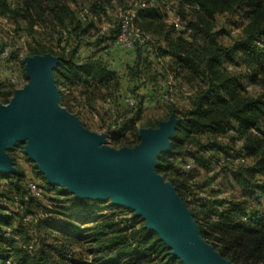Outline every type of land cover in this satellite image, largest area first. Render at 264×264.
<instances>
[{"label": "trees", "instance_id": "obj_1", "mask_svg": "<svg viewBox=\"0 0 264 264\" xmlns=\"http://www.w3.org/2000/svg\"><path fill=\"white\" fill-rule=\"evenodd\" d=\"M75 1L78 0H0V15L7 18L16 14L25 22L29 20L30 29L35 21L42 28L48 29L52 42L47 43L48 46L41 44L39 49H34L29 44L27 55L50 52L57 56L60 60L54 70L57 85L70 89L81 87V98L85 101L81 106L90 104L88 114L95 113L102 128L109 130L110 142L114 146H134L140 140L138 122L143 117L144 103L148 99L143 95L138 98L135 96V105H129L121 113L117 111V101L121 97V76L109 68L102 56H96L95 53L83 58L77 56L86 39L93 36L95 23L90 19L78 18L71 8V3ZM134 1L138 12L136 24L154 35L147 20H158L156 10L150 8V0ZM191 1L197 4L204 17L191 22L196 43L189 45L172 30H167L165 36L168 51L174 56L176 65L190 73L189 81L199 83L195 90H190L189 105L186 108L178 109L173 104L175 98L166 102L158 100L155 106L170 103L166 106L163 119L168 118L171 113L178 118L171 150L161 153L157 171L169 178L182 198L186 199L187 180L176 175L174 162L191 154L197 161V154L202 150L230 154L217 138L224 133H233L237 135V140H242L240 153L256 158L252 171L260 174L261 180L255 182L241 177L239 181L248 189L251 197L260 202L264 200V2ZM137 2H145V5H138ZM108 3L109 0H93L87 8L95 13H105ZM238 8L246 10L248 18L242 38L232 46L224 47L218 39V33L214 31L213 20L218 13L232 12ZM160 31L162 32L161 29ZM115 35L116 30L112 29L103 36H96L88 44L99 46L103 42H111ZM156 42L159 51V42ZM4 47L5 45L0 48V52ZM136 50V61L127 67L129 77L135 83L152 86L155 92H158L156 84L163 81L165 84L159 90H164L168 76L154 70L155 62L144 54L142 48L138 47ZM236 54L240 56L241 65L247 69V75L262 88V93L258 96L243 94L236 75L224 68V65L233 61ZM14 55L12 53L9 60ZM4 86L5 81L0 80V89ZM134 89L139 90V84ZM9 93L5 94L0 90V99L8 102ZM100 97L103 99L102 103L95 108L94 102ZM107 99L113 102L116 111L114 116L104 105ZM62 104L72 112L74 108H78L77 104H70L64 93ZM159 121L148 120L144 126L157 127ZM21 176L15 175V181L9 182V189L0 191V195L27 193L26 186L21 187ZM42 189L45 195H53L49 206L39 204L37 201L40 197L30 195L22 212L7 215L0 208L1 261L12 259L15 264L76 263L72 253L68 252L69 245L59 244L62 236L67 241L87 244L86 264H185L173 254L160 234L147 228L142 220L133 218L132 221L115 211L106 212L101 209L100 202L91 199L70 198L71 194L65 188L48 182ZM63 206L64 210L59 211ZM192 206L202 234L214 241L224 256L244 264H264V211L249 212L240 202L214 199L213 195L195 200ZM24 213L32 214L33 220L25 222ZM62 216L66 219L60 220ZM29 225L32 226L31 237L28 234ZM7 227L11 228L9 236L4 235ZM43 229L44 233H41ZM16 234L22 240L18 241ZM31 239L35 240L33 249L23 248V243Z\"/></svg>", "mask_w": 264, "mask_h": 264}, {"label": "rangeland", "instance_id": "obj_2", "mask_svg": "<svg viewBox=\"0 0 264 264\" xmlns=\"http://www.w3.org/2000/svg\"><path fill=\"white\" fill-rule=\"evenodd\" d=\"M92 1L93 0H78L75 1V3H71V8L75 10L78 18H83V9L85 7L89 8ZM261 1L264 2V0ZM134 2V0H109V3L106 6L115 9H121L125 7L136 8V4ZM150 3V6H152L150 8L154 9V11L156 10V17L159 20H147L149 26L151 27V31H154L153 36H155L156 40L159 42V51L155 59H153L156 64V68L154 70L158 73L165 74L166 77H172L174 82H176L179 86L187 87L189 91L195 90V86L199 82L189 81L190 73H188L187 70H183L176 65V62L173 58L174 56H172L170 54V51H168L169 45L165 34L167 30H172L175 35L180 36L184 41L189 43V45L196 43V35L191 26V22L199 21L203 17V13L199 12L200 10H198L197 4H195L191 0H150ZM89 11L92 14L91 20H93L95 24L94 28L92 29L93 36L86 39L87 41H85L84 46H88V43L95 40L96 36H103V26L112 22V18L106 13H95L91 9H89ZM246 12V10L238 8L232 12L226 11L215 15V18L213 20L214 31L218 33V39L224 47L232 46L236 41L242 38L243 28L248 21ZM176 22H179V25H177ZM33 24V27H31L30 29L29 20L25 22L22 17L16 16V14H13L7 18L6 16L0 15V48H2L3 45L12 46L15 48V55L11 60H4L0 57V80L5 81V86L0 90L5 94L10 92L8 95L9 100L13 96L15 90L23 87L29 81V78L25 73V57L29 56L27 55V53L30 50L28 45L31 44L32 48L39 49L42 46L41 44H45L46 46H48L50 42H52L51 33L48 29L42 28L41 24L37 23L36 21ZM160 29L162 30V32L160 31ZM47 43L49 44L47 45ZM119 50H125L123 54L126 55V58H129L130 51L127 48L119 49L114 47L109 50L105 57H110V53L116 54L120 52ZM233 58V61L228 62L226 65H224V68L236 75L240 86H242V93L249 96H258L259 94H261L262 88L247 75L248 71L244 66L241 65L242 61L240 59V56L236 54ZM124 65L125 63L120 65L119 68H117L118 66H115L114 68H117L119 70L124 69ZM111 66L113 67V65ZM243 69L245 70V73H242L244 71ZM16 76L21 77L25 80L22 86L15 84L11 80L12 77ZM138 84L140 89H134L136 86H138ZM56 86L58 88L60 97L59 102L62 106H64L62 104V93H64V96H66L70 100V104L78 105V108H74L73 112L68 110L66 106L64 107L71 113L75 114L80 119L81 124L85 128L94 133L104 134L106 136V140L104 143L109 146H112L114 148L127 146H114L109 139V130L107 128H102L98 118H95L92 115L88 114L87 111L88 108H90V104L89 106H81V103L83 104L85 102L81 98V87L70 89L67 88V86L59 87L57 83ZM162 87L163 85L156 84L155 88L156 90L160 91L159 88L161 89ZM153 89L154 88H152V86L150 85H143L141 82L134 83L133 80H127L124 75L122 76L120 89L122 93L121 98L123 95H134L137 98L139 97V95L150 97L146 101L147 111L143 114V117L138 122L139 134L140 129L142 128H156L144 126V124H146L148 120H160L158 123L159 125L160 122L168 120L169 117L173 114L171 113L168 118L163 119L167 111L166 106L170 103L160 104L159 106L157 105V107H155L159 100L160 94H156L155 99H153L154 97L152 98V93L155 90ZM188 96L189 95H187L186 98H184L183 96L175 97V102H173V104H175V106L180 110L186 108L189 105ZM102 100L103 99H101L100 97L99 100H96L94 102L95 108L101 105ZM152 101H155V103H153ZM8 102H4L2 99H0L1 104H6ZM235 136L237 135H234L233 133H224L217 138V140L221 142L223 146H225L230 154L217 151L208 153L205 150H202L197 154L198 160H195L194 166H192L191 168L188 167V163L194 158L192 154L178 158L174 162L177 170L176 175L184 177L187 180L186 199L182 198L177 188L169 178H166L163 174L157 171L159 157L163 152H158L157 154V164L155 166V170L162 176L164 182L172 185L177 196L187 205V208L194 221L196 233L199 235V238L204 242V244L214 252L218 253L222 258L232 262L233 264H244L243 262H235L227 256H224L218 249V246H216L215 242L208 240L202 234L200 226L196 218L194 217L192 209V204H194L195 200L213 195L214 199H229L240 202L244 207L248 209L249 212H253L255 210H259L260 212L264 211V200L262 199L260 202H257L256 199H253L248 189L242 185L241 181H239V178L246 177L249 181L258 182L259 180H261V176L256 171H252L253 166L256 162V158L245 156V154L240 153L239 150L242 146V140H237ZM25 146V141H18L11 147L6 149V154L8 155L11 161V165L16 170V172L3 173V171H1L0 169V180H7L8 182H11L13 180L15 181L14 176L17 174H21V187H25L26 181L28 180L35 182L41 189V195L39 198L40 200L38 199V201H36L43 206H49L50 200L51 198H53V195H45V191L42 189V186H44L46 182L53 186L56 185L49 182L48 177L41 171L38 163L33 160L29 154H27ZM242 157L244 158V161L239 160V158ZM66 190L71 194L70 198L79 200L91 199L100 202L102 206V208H100L106 212L115 211L118 214H121L124 218L130 219L132 221L133 218H137L139 220H142L145 226L147 224V219L142 215L137 214V210L135 208L127 205L124 202L117 201L112 194H109L105 198H80L77 193H73L70 189ZM70 204L71 203H69V205ZM39 208H41V206H39ZM64 208V206L63 208L60 207L59 211H63ZM65 219V216H62L60 218V220ZM16 224L17 222H15V225ZM28 228V234L30 233L31 237V235H33L31 230L32 226L29 225ZM41 233H44V229L41 231ZM15 238L18 241L22 240L19 234H16ZM17 244H19V242ZM59 244L69 245L68 252L72 253V257L77 260L76 263L70 264H86L88 262L86 252L88 249L87 244H84L83 242H75L73 240L67 241L62 236H60ZM74 253L76 254L75 256L73 255Z\"/></svg>", "mask_w": 264, "mask_h": 264}, {"label": "water", "instance_id": "obj_3", "mask_svg": "<svg viewBox=\"0 0 264 264\" xmlns=\"http://www.w3.org/2000/svg\"><path fill=\"white\" fill-rule=\"evenodd\" d=\"M59 62L51 53L26 56L29 81L8 103H0L1 171L16 172L6 149L25 141L27 154L50 183L80 198L114 195L146 218V227L158 232L185 264H233L199 238L187 205L155 170L158 152L171 150L176 114L156 128L140 129L134 147L109 146L104 134L89 131L60 104L54 78Z\"/></svg>", "mask_w": 264, "mask_h": 264}, {"label": "built area", "instance_id": "obj_4", "mask_svg": "<svg viewBox=\"0 0 264 264\" xmlns=\"http://www.w3.org/2000/svg\"><path fill=\"white\" fill-rule=\"evenodd\" d=\"M138 5L144 6L145 2H137ZM137 5V4H136ZM105 13L112 18V22L103 26V32L109 33L112 29L116 30V35L114 39L110 42L111 46L119 49H136L142 48L145 55H147L150 59H155L158 53V43L156 42V38L142 30L136 24L137 17V9L136 8H121L115 9L109 6L105 7ZM82 19H92V14L88 8H84L82 11ZM179 25V22H176ZM12 53H15V48L12 46H5L3 50L0 52V57L4 60H9L11 58ZM11 80L22 86L24 84V79L21 77H12ZM191 91L187 89L185 86H179L176 82L173 81L172 77L168 76L165 89L160 94L159 100L161 102H166L175 97L183 96L186 98L187 95H190ZM125 101L133 106L136 104L137 99L133 95H128L125 97ZM104 105L110 109L112 115H114L115 108L113 106V102L111 99H107L104 102ZM93 117L97 118L96 114H92ZM101 124V123H100ZM240 161H244V158H239ZM195 159L193 158L189 163L188 167L191 168L194 166ZM7 180H0V191H7L9 189ZM27 193L24 195H19L16 193H11L8 195H0V208H2L3 212L7 215H12L17 212H22L26 208V201L29 196H37L40 197L41 189L38 185L28 180L26 181ZM23 220L25 222H29L33 220V216L30 213H24ZM11 234V228L7 227L4 231L5 236H9ZM35 240L31 239L27 243H23V248L33 249L35 246ZM0 264H15L12 259H6L5 261L0 260Z\"/></svg>", "mask_w": 264, "mask_h": 264}, {"label": "crops", "instance_id": "obj_5", "mask_svg": "<svg viewBox=\"0 0 264 264\" xmlns=\"http://www.w3.org/2000/svg\"><path fill=\"white\" fill-rule=\"evenodd\" d=\"M94 41V40H93ZM92 41V42H93ZM110 49H112V46H111V44H110V42L108 41V42H103V43H101L99 46H96L95 44H89L88 46H84V45H82L81 47H80V50H79V52H78V57L79 58H83V57H85V56H88V55H90V54H93V53H95L96 54V56H102V58H103V60L107 63V65L109 66V68H111V69H113V70H115V71H117L118 72V74L121 76V78H122V76L124 75V77L128 80V79H130V80H132L130 77H129V75H128V72H127V67L129 66V65H132V64H134V62L136 61V59H137V50L136 49H128L130 52V56H129V58H126V55H124L123 54V52L125 51V50H119L120 52H118V53H116V54H114V53H110L111 55H110V57H105L106 56V54L109 52V50ZM123 63H125V65H124V69H117V68H119V66L120 65H122ZM111 65H113V67L111 66ZM117 67V68H114V67ZM162 77V76H161ZM160 78V77H159ZM134 81V80H133ZM161 81V80H160ZM134 83H135V81H134ZM161 84H163V86H164V84H165V82H163V81H161L160 82ZM163 91V90H162ZM162 91L160 90V91H158V92H153L152 93V98L153 99H155V95L156 94H161L162 93ZM120 95H122V93H121V91H120ZM154 95V96H153ZM124 96L125 95H123L122 96V98L121 97H119V99H118V101H117V103H118V106H117V111L119 112V113H121L125 108H127V107H130L129 106V104L125 101V98H124ZM127 96V95H126ZM125 96V97H126ZM159 97V96H158ZM148 98H150V97H147L146 99H148ZM157 98V97H156ZM153 103H155V101H152ZM151 102V103H152ZM145 104V106H144V111H143V114L147 111V104H146V102L144 103ZM115 113H116V111L114 112V115H115ZM113 115V116H114Z\"/></svg>", "mask_w": 264, "mask_h": 264}]
</instances>
